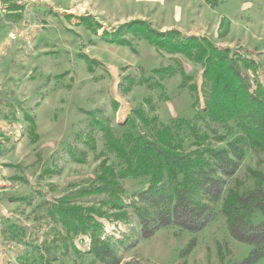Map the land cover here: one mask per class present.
<instances>
[{
	"label": "rangeland",
	"instance_id": "1",
	"mask_svg": "<svg viewBox=\"0 0 264 264\" xmlns=\"http://www.w3.org/2000/svg\"><path fill=\"white\" fill-rule=\"evenodd\" d=\"M133 20L230 48L244 59L249 83L264 88V0H0V264H106L89 251L88 238L58 223L57 200L109 218L116 264H236L247 254L250 247L229 236L220 207L227 190L253 187L250 170L264 171V133L248 141L226 178L214 223L195 233L168 225L141 238L132 210L120 224L117 197L94 191L108 174L121 196L149 183L147 175L117 177L125 163L102 129L127 145L133 120L155 139L167 127L188 151L194 138L179 119L194 117L207 95L201 63L120 28ZM121 36L126 42L116 40ZM195 124L203 146L226 148L245 138L231 120ZM212 129L225 139L215 141ZM193 237L194 247L182 254Z\"/></svg>",
	"mask_w": 264,
	"mask_h": 264
},
{
	"label": "trees",
	"instance_id": "2",
	"mask_svg": "<svg viewBox=\"0 0 264 264\" xmlns=\"http://www.w3.org/2000/svg\"><path fill=\"white\" fill-rule=\"evenodd\" d=\"M123 27L125 33L147 40L156 49L182 53L201 63L203 77L208 79L209 85L204 107L198 108L190 119H179L194 138L193 149L183 151L180 143L173 142L174 135L167 127L160 132L164 137L155 139L146 135L133 120L128 123L134 133L127 145L116 139L109 129H102L107 147L125 163L117 177L147 175L149 183L130 196H121L118 193L123 191L116 177L108 174V179L104 176L94 191L105 193L109 198L117 197V203L112 206L122 215L120 224H127L126 209H131L137 217L141 238H149L168 225L195 233L215 221L213 203L222 195L226 178L238 169L248 141L255 143L256 136L264 133V88L259 82L255 87L249 83L244 59L228 47L215 45L205 36H183L176 30L160 32L141 20L120 26ZM116 40L126 42L122 36ZM191 88L193 91L195 86ZM197 104L195 99L192 107ZM137 116L145 122L143 115ZM206 118L210 122H221L223 126L228 120L234 121L245 138L227 141L226 148L203 146L195 123ZM212 132L215 141L225 139V135L217 134L215 129ZM249 173L254 178L253 187L243 192L227 190L220 207L229 236L250 247L236 264H255L264 260V171L252 169ZM53 208L66 233L88 238L90 252L106 264H116L108 241L110 236L105 222L108 217L103 221L104 215L93 207L65 204L62 200H57ZM258 215L260 218L256 220ZM194 245L193 237L182 254ZM217 249L223 259L219 243ZM63 250H67L65 244ZM43 264L50 263L43 259Z\"/></svg>",
	"mask_w": 264,
	"mask_h": 264
},
{
	"label": "built area",
	"instance_id": "3",
	"mask_svg": "<svg viewBox=\"0 0 264 264\" xmlns=\"http://www.w3.org/2000/svg\"><path fill=\"white\" fill-rule=\"evenodd\" d=\"M12 1H17L19 3H21V2H29V0H12Z\"/></svg>",
	"mask_w": 264,
	"mask_h": 264
},
{
	"label": "crops",
	"instance_id": "4",
	"mask_svg": "<svg viewBox=\"0 0 264 264\" xmlns=\"http://www.w3.org/2000/svg\"><path fill=\"white\" fill-rule=\"evenodd\" d=\"M212 223H214V222H212Z\"/></svg>",
	"mask_w": 264,
	"mask_h": 264
},
{
	"label": "bare ground",
	"instance_id": "5",
	"mask_svg": "<svg viewBox=\"0 0 264 264\" xmlns=\"http://www.w3.org/2000/svg\"><path fill=\"white\" fill-rule=\"evenodd\" d=\"M123 114V113H122Z\"/></svg>",
	"mask_w": 264,
	"mask_h": 264
}]
</instances>
